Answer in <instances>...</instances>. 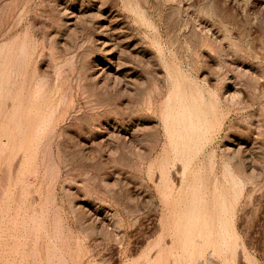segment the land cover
Masks as SVG:
<instances>
[{
  "label": "rangeland",
  "instance_id": "374dc122",
  "mask_svg": "<svg viewBox=\"0 0 264 264\" xmlns=\"http://www.w3.org/2000/svg\"><path fill=\"white\" fill-rule=\"evenodd\" d=\"M0 264H264V0H0Z\"/></svg>",
  "mask_w": 264,
  "mask_h": 264
}]
</instances>
